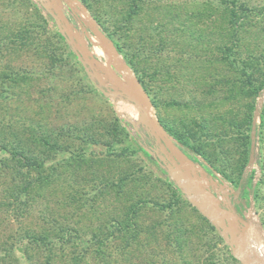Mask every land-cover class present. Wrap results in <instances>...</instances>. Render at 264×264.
<instances>
[{
	"label": "rangeland",
	"instance_id": "374dc122",
	"mask_svg": "<svg viewBox=\"0 0 264 264\" xmlns=\"http://www.w3.org/2000/svg\"><path fill=\"white\" fill-rule=\"evenodd\" d=\"M50 1L91 71L146 101L194 164L157 140L137 105L90 80L41 0H0V264H264L254 244L264 240V87L229 92L247 73L263 84L264 0H237L244 28L230 56L227 15L198 0H169L188 9L184 27L154 4L129 23L121 0ZM241 167L256 189L241 200L246 229L212 204L238 199Z\"/></svg>",
	"mask_w": 264,
	"mask_h": 264
},
{
	"label": "trees",
	"instance_id": "16d2710c",
	"mask_svg": "<svg viewBox=\"0 0 264 264\" xmlns=\"http://www.w3.org/2000/svg\"><path fill=\"white\" fill-rule=\"evenodd\" d=\"M124 2V5H125V9H124V15L125 17L123 19H121L123 22H126V21H132V19L139 15V13L143 10L145 4H154L156 5V9H159L161 10V12L164 11L165 15H171V18H173L172 21H175L177 20L178 23H179V26H186V21L182 22L180 21V18L182 17V13L183 15H187V10H185V6L183 5V3H176V2H171L169 0H121ZM83 2L86 4V6H88V8L90 7V5L88 3H86L85 0H83ZM195 4L196 6L200 5L202 6L201 8L202 9V12H207V8H204L203 6L207 7V6H211L212 7H216V8H221L225 14L227 15V18H228V23L230 26H228L227 28H225L224 32H223V39L225 41H223L222 44L223 47H224V54L226 55H229V52H227V49H230L232 48V46L239 40V36L241 35V33L243 32V28H244V23L241 22L239 23V17H238V14H237V10L236 9V4H237V0H220V1H216L215 3H212L211 0H198V1H195ZM175 10V13L172 14L171 12H173ZM195 11V9H193L192 11L189 10V12H191L192 15L195 16V14H199V11L198 12H193ZM171 13V14H170ZM168 15V16H169ZM96 19L98 20V22L101 24V20L96 17ZM177 21H176V24H177ZM127 24V23H126ZM164 24L163 26L164 27H168V25L173 28L175 26V28H178L177 26L178 25H174L175 23L174 22H168V23H162ZM102 28L104 29V31L107 30L106 27H104L102 25ZM180 28V27H179ZM107 33V31H106ZM107 36L114 40L115 42V45L117 46L118 48V51L123 53L124 52V49L123 47L117 43V41H115V37H114V34L109 32L107 33ZM65 40L67 42V44H69L71 47H72V40L69 36H65ZM225 42V43H224ZM126 56H128L126 54ZM230 56V55H229ZM225 59H226V56L224 55ZM129 64L134 68V70L137 72V69L135 68V65H134V62L132 59L128 58L127 59ZM246 77L243 82V85L241 87L239 86H235V88L231 87L229 89V92L231 93L232 96H236V93L239 91V92H242L244 91V89L246 88H252L255 90L256 94L260 95L261 94V90L262 88L264 87V80H263V84L260 85L259 87H257L256 85V82H255V78H253V75L250 74V73H247L245 74ZM89 78L90 80L101 90V88H105V89H109L108 87L102 85L97 79L95 76L89 74ZM138 81L141 83V85L143 86V88L145 89V91L150 94L149 90L146 88V85L145 83L143 82L142 78L138 76ZM117 99L121 98V99H124V100H128L130 101V97L127 95V94H122V95H117L116 96ZM152 101L154 102L155 104V100L152 98ZM247 124H248V134L246 135V155H245V158H244V164L242 167H244L246 165V163L248 162V159H249V154H250V150H251V142H252V131H253V125H254V119H253V115L251 113V115H249L247 117ZM182 144L183 147H186L189 149V146H187L185 142H180ZM2 149H4V147H2ZM6 150V149H4ZM7 151V150H6ZM3 163V160L0 159V164ZM241 167V170L239 172V175H238V179L236 180V186L238 188V199H234L232 198L229 202V204L227 205V208L233 212L234 215L236 216H242L243 214V206H242V202L241 200L248 194V192L250 191L251 193H254L255 194V185L253 184V173L251 172H247V171H244L243 168ZM26 189V188H24Z\"/></svg>",
	"mask_w": 264,
	"mask_h": 264
},
{
	"label": "water",
	"instance_id": "95a60500",
	"mask_svg": "<svg viewBox=\"0 0 264 264\" xmlns=\"http://www.w3.org/2000/svg\"><path fill=\"white\" fill-rule=\"evenodd\" d=\"M43 5L45 6V8L47 9V11L50 13V15L56 19L57 23L59 24L60 28L63 31L64 36H69L73 42L72 44V49L74 50V52L76 53L77 57L79 58V60L81 61V63L85 66L86 71L88 72V74H91L93 76L96 77V79L104 86H106L101 79L98 77L97 74H95L94 72L91 71V67H93L92 62L78 49V46L76 44V42L74 41V38L65 30V27L67 26V21L63 15V13L58 10L56 8V6H53L52 1L50 0H46L48 3H45V0H41ZM63 22H65V25L63 24ZM100 36L114 49V53L117 54V50L114 47V44L112 42H110V40L108 39V37H106V35L103 32H99ZM101 90L108 94V95H112L113 97H116L117 95H122V94H127L130 97V101L132 103H134L135 105H137L139 107V109H141V111L144 113L146 119L149 122V125L151 127V129L153 130V132L156 135V138L158 141H162L164 143V145L170 149L173 154L175 155V157L179 160H186L188 162H190L191 164H194V161L192 159H190L186 153H184V151L169 137L168 133L166 130H164L159 123L156 121V119L153 116L152 111L147 108L135 95L134 93L126 90V89H119V90H112V89H105V88H101ZM261 105V103H260ZM255 127H256V120H254V125H253V133L252 136L253 138L255 137ZM254 141L252 143V153H251V161L254 158ZM194 184L198 187V189L200 191H202L203 193L206 194V196L209 194V192L207 190H205V188L200 184L197 183L196 181H194ZM210 198H212L210 196ZM212 201V199H210ZM213 206L223 212L226 215H230L232 217L235 218L237 223H240L242 225V229H246L249 226L248 221L243 218L242 216H236L233 214L232 211H230L227 207H224L222 205H220L219 203H217L216 201H213ZM229 224L231 225L230 221ZM225 223V222H219V226L222 227L224 230L230 231V225ZM236 231H240V229H236ZM233 236H235L236 234L231 232Z\"/></svg>",
	"mask_w": 264,
	"mask_h": 264
},
{
	"label": "bare ground",
	"instance_id": "6f19581e",
	"mask_svg": "<svg viewBox=\"0 0 264 264\" xmlns=\"http://www.w3.org/2000/svg\"><path fill=\"white\" fill-rule=\"evenodd\" d=\"M123 73H124V71H123ZM127 78V77H126ZM127 82H128V84H129V86L132 88V89H134V91L136 92V93H139V87H138V85H137V83H135L134 82V80L132 79V77L130 78V77H128L127 79ZM142 97V96H141ZM141 102L147 107V104H145V102L143 101V100H141ZM261 240V239H260ZM256 246H257V248L259 249V251L261 252V254L264 256V240H261V241H258V242H255L254 243ZM254 245V246H255ZM261 258V257H260Z\"/></svg>",
	"mask_w": 264,
	"mask_h": 264
},
{
	"label": "crops",
	"instance_id": "0c3cea01",
	"mask_svg": "<svg viewBox=\"0 0 264 264\" xmlns=\"http://www.w3.org/2000/svg\"><path fill=\"white\" fill-rule=\"evenodd\" d=\"M141 89V88H140Z\"/></svg>",
	"mask_w": 264,
	"mask_h": 264
}]
</instances>
